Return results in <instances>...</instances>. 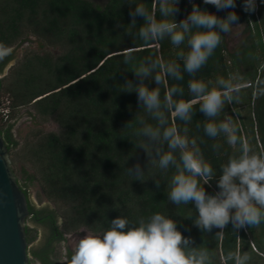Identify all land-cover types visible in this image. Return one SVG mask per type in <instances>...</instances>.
<instances>
[{"label":"trees","instance_id":"trees-1","mask_svg":"<svg viewBox=\"0 0 264 264\" xmlns=\"http://www.w3.org/2000/svg\"><path fill=\"white\" fill-rule=\"evenodd\" d=\"M137 2L149 8L153 4V0ZM243 3L244 0H236L235 9L218 11L204 0H179L175 19L177 23L184 19L193 4L219 17L236 12L239 24L223 36L222 44L197 75L205 81L235 71L245 75L250 86L239 103L226 104L225 113L238 125L245 143L264 152V97L257 98L251 86L264 79V3L256 0V11L251 13L243 10ZM134 7L126 0H107L103 5L90 0H0V42L11 46L21 38L33 36L42 48L39 53L24 55L0 80V132L24 192L26 186L38 183L50 201L66 203L70 208L59 218L53 211L30 207V214L34 211L35 219L50 229L48 242L31 250L38 231L27 225L31 264H58L55 244L64 240L67 231L86 228L99 232L108 227V220L120 214L135 220L155 212L177 220L178 229L185 237H191L195 246L204 242L212 247L218 254V264H223L222 254L228 248L250 251L254 264H264V224L242 229L238 236L230 231L231 225L219 238L215 237L218 229L204 236L187 219L194 204L177 207L167 200V176L160 177L159 189L152 179L142 183L131 181L128 176L126 168L137 162L144 167L147 156L134 147L138 124L134 121L122 130L139 111L137 94L120 91L126 81L139 82L129 71L131 65L122 63L123 58L127 48L135 46L138 58L156 53L173 59L176 52L167 39L151 45L138 40L134 43L125 32ZM136 22L141 26L143 18L137 16ZM47 47L58 48L59 53L43 50ZM5 67L0 65V71ZM188 79L185 74L186 90ZM145 83L155 87L154 81ZM30 108L34 116L52 119L60 130L45 133L33 129L21 145L14 137L13 121ZM204 118L196 112L190 135L203 136L195 124ZM204 139L206 143L201 148L219 171L223 159L212 153L213 141ZM217 179L218 176L204 185L208 194L219 191ZM116 203H120V209L113 207ZM129 204L131 207H127Z\"/></svg>","mask_w":264,"mask_h":264},{"label":"clouds","instance_id":"clouds-1","mask_svg":"<svg viewBox=\"0 0 264 264\" xmlns=\"http://www.w3.org/2000/svg\"><path fill=\"white\" fill-rule=\"evenodd\" d=\"M126 2L130 7L135 5L130 12L131 23L125 27L135 44L137 40L151 45L167 39L176 49L173 59L156 53L138 58L135 46L127 48L123 58L122 63L131 65L129 71L139 82L126 81L120 91L137 94L139 111L122 130L134 121L138 124L134 147L147 156L144 167L137 162L126 168L131 181L143 183L152 179L159 189L160 177L167 176V200L177 207L194 204L187 219L204 236L218 229L215 237L219 238L229 225L238 236L242 229L264 224V152L246 144L238 125L225 113L226 104L239 103L250 85L239 71L207 81L197 75L222 44L223 36L239 24L238 15L229 11L226 17H219L193 4L191 12L177 23L179 0H153L151 8L137 0ZM204 3L214 5L218 11L236 7V0ZM256 7V0H244L245 12H255ZM137 16L143 18L139 27ZM13 55L14 48L0 42V65L12 63ZM185 74L189 77L187 90L183 83ZM145 80L154 81L155 87H149ZM251 86L257 98L264 97V79ZM197 111L205 117L195 124L203 136L190 135ZM205 137L213 141L214 156L223 159L219 171L201 148ZM217 176L219 191L208 194L204 185ZM113 207L120 209L121 205L116 203ZM222 261L254 264V256L250 251L228 248L223 251ZM68 264H218V254L204 242L195 246V241L182 234L178 221L170 215L155 212L131 220L120 214L108 220L107 228L89 231L79 238Z\"/></svg>","mask_w":264,"mask_h":264},{"label":"water","instance_id":"water-1","mask_svg":"<svg viewBox=\"0 0 264 264\" xmlns=\"http://www.w3.org/2000/svg\"><path fill=\"white\" fill-rule=\"evenodd\" d=\"M31 46H38L34 39L23 46L13 47L12 63L0 71V80L22 55L23 49ZM26 115L28 113L24 110L14 123L13 133ZM29 216L27 195L18 183L9 148L0 132V264H31L26 232Z\"/></svg>","mask_w":264,"mask_h":264},{"label":"rangeland","instance_id":"rangeland-1","mask_svg":"<svg viewBox=\"0 0 264 264\" xmlns=\"http://www.w3.org/2000/svg\"><path fill=\"white\" fill-rule=\"evenodd\" d=\"M92 2H95L99 5H103L107 0H90ZM28 41L31 39H27ZM38 46H31V47H26L23 49L22 55L19 57V59L13 64L16 65L18 64L19 61L22 60L24 55L27 53H39L42 51L41 48V43L37 40L34 39ZM18 46V45H17ZM16 47V46H14ZM43 50H47L53 54H58L59 49L58 48H51L47 47L44 48ZM12 65V66H13ZM11 66V67H12ZM10 69L3 75L1 79H4L6 76H8ZM19 113L18 117L16 120L20 117V115L23 113ZM28 115H26L20 122H18L16 130L14 132V137L15 139L23 145L25 142V139L29 137L30 133L35 130H41L42 132H59L60 128L59 126L52 120V119H43L39 116H34L32 113H34L33 109L30 108V110H27ZM16 120L13 121V124L16 122ZM26 186V185H25ZM30 192V198L33 203V205L36 207L38 210H48V211H53L55 212L59 218H61L63 215L67 214L69 211V205L66 203H61V202H55V201H50L44 194L42 189L40 188L38 183H33L29 186H26ZM61 219H59V226H61ZM29 226L34 227L38 231V238L36 242L31 245V250H38L40 249L46 239V236L48 234V226L39 223V222H33L29 221ZM60 231H63V228L60 227ZM89 232L88 229L86 228H79L77 231H67L64 234V240L62 242L56 243L55 247L57 249V254L59 257L58 264H68L70 255L72 253L73 248L75 247L76 242L81 238L85 233ZM30 255V254H29ZM30 259L32 260L33 257L30 255ZM33 264H41L40 261H35Z\"/></svg>","mask_w":264,"mask_h":264},{"label":"flooded vegetation","instance_id":"flooded-vegetation-1","mask_svg":"<svg viewBox=\"0 0 264 264\" xmlns=\"http://www.w3.org/2000/svg\"><path fill=\"white\" fill-rule=\"evenodd\" d=\"M28 38H29V39H36V38L33 37V36H28ZM26 43H28V40L25 39V38H23V39L21 38V39L17 40V42L14 43V44H12L11 46H12V47L17 46V45H19V46H23V45H25ZM11 58H12V57H11ZM25 190H26V193H27L26 195H27V198H28L29 209H30V207L36 209V207L33 205L32 201H31L29 190H28L27 188H25ZM36 210H38V209H36ZM30 211H31V210H30ZM34 213H35V212L32 211V214H30V216L28 217V219H27V225H29V221L39 222L38 220L35 219V215H34ZM39 223H40V222H39ZM48 229H49V227H48ZM49 237H50V229H49V231H48V234H47V236H46V239H45V242H44L43 246L48 242ZM43 246H42V247H43Z\"/></svg>","mask_w":264,"mask_h":264}]
</instances>
